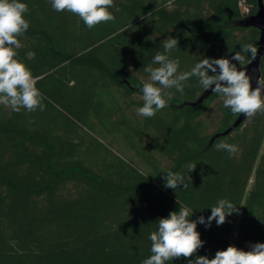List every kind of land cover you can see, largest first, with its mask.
Here are the masks:
<instances>
[{"label": "trees", "instance_id": "1", "mask_svg": "<svg viewBox=\"0 0 264 264\" xmlns=\"http://www.w3.org/2000/svg\"><path fill=\"white\" fill-rule=\"evenodd\" d=\"M20 2L30 27L17 59L40 77L45 108L0 105V264H142L150 233L179 210L177 200L192 220L207 219L219 199L239 208L223 225L197 224L204 245L195 255L264 243V112L232 129L240 114L219 94L200 101L208 91L191 78L183 94L167 90L168 106L154 117L137 114L150 82L144 68L157 66L164 39L179 41L170 56L178 72L259 48L261 31L246 20L260 0H244L246 15L240 0H114L115 20L91 30L49 0ZM221 141L239 151H218ZM190 165L187 189L164 186V173L187 176Z\"/></svg>", "mask_w": 264, "mask_h": 264}, {"label": "clouds", "instance_id": "2", "mask_svg": "<svg viewBox=\"0 0 264 264\" xmlns=\"http://www.w3.org/2000/svg\"><path fill=\"white\" fill-rule=\"evenodd\" d=\"M51 7L56 12H69L78 16L88 29L114 21L115 16L110 8L114 0H49ZM29 13V7L20 0H0V105L19 113L21 109L29 112L43 111L42 93L37 88L40 77H34L25 63L17 59V50L24 45L21 38L30 27V21L25 18ZM179 41L172 36L162 41L163 51H157L152 58L151 65L144 68L149 74L150 82L143 84L141 88L143 106L137 109V114L146 118H152L167 104L165 97L168 91L183 94L186 82L196 78L204 91L211 90L214 94L223 97V106L231 110L233 114H243L245 118H253L258 112H264V77L255 80L253 89V77L248 74L245 65L248 54L250 60H254L258 54V48L252 44H246L241 50L235 52L230 58L204 57L188 72H178L179 59L170 58L172 51L178 48ZM28 57H34L33 52H28ZM235 62V63H234ZM241 66V67H238ZM211 73V74H210ZM215 148L224 150L230 156L238 151V146L223 141L215 145ZM195 165H190L188 175L179 172L167 171L164 176V186L176 190L182 186L187 189L191 184L190 172ZM178 211H171L167 217L159 218L158 228L149 235L151 241V255L142 261V264H166L178 258H191L198 249L202 248L197 231V224L210 227L212 221L217 226L226 222V217L236 213L239 208L227 199H219L211 208V215L205 219L200 216L197 220L190 217L193 209L177 200ZM188 264H264V243L257 242L245 251L229 245L225 250H218L214 258L195 255V259H188Z\"/></svg>", "mask_w": 264, "mask_h": 264}, {"label": "water", "instance_id": "3", "mask_svg": "<svg viewBox=\"0 0 264 264\" xmlns=\"http://www.w3.org/2000/svg\"><path fill=\"white\" fill-rule=\"evenodd\" d=\"M246 22L249 26L256 27L261 31V37L258 43V46H259L258 54L256 58L252 60L245 67L248 74L253 77L251 82H252V87L254 89L256 86V83H255L256 78L262 77L261 68H262V59L264 57V0H260L258 11L256 12V14L248 17ZM210 93H211V90H208L207 94H205V96L202 97L200 101H202L203 98L208 96ZM262 96H264V93H262ZM245 119H246L245 116L241 114L232 129L238 126Z\"/></svg>", "mask_w": 264, "mask_h": 264}, {"label": "built area", "instance_id": "4", "mask_svg": "<svg viewBox=\"0 0 264 264\" xmlns=\"http://www.w3.org/2000/svg\"><path fill=\"white\" fill-rule=\"evenodd\" d=\"M240 6L242 9V12H243V10H245V13H244L245 15L249 13V8H248V6H246L244 0H240ZM252 244H255V243L252 241H246L242 244V246L239 249H243L245 251H248V250H250V246ZM231 245L234 246L233 244H231Z\"/></svg>", "mask_w": 264, "mask_h": 264}, {"label": "rangeland", "instance_id": "5", "mask_svg": "<svg viewBox=\"0 0 264 264\" xmlns=\"http://www.w3.org/2000/svg\"><path fill=\"white\" fill-rule=\"evenodd\" d=\"M243 13H245V10H243Z\"/></svg>", "mask_w": 264, "mask_h": 264}]
</instances>
